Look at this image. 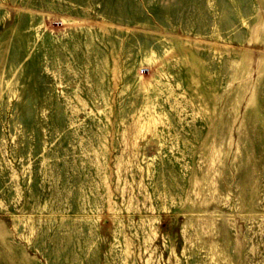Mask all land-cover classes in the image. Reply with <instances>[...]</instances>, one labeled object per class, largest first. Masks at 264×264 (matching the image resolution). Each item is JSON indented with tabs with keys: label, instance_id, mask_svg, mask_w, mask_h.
<instances>
[{
	"label": "rangeland",
	"instance_id": "obj_1",
	"mask_svg": "<svg viewBox=\"0 0 264 264\" xmlns=\"http://www.w3.org/2000/svg\"><path fill=\"white\" fill-rule=\"evenodd\" d=\"M259 12L0 0V264H264Z\"/></svg>",
	"mask_w": 264,
	"mask_h": 264
},
{
	"label": "bare ground",
	"instance_id": "obj_2",
	"mask_svg": "<svg viewBox=\"0 0 264 264\" xmlns=\"http://www.w3.org/2000/svg\"><path fill=\"white\" fill-rule=\"evenodd\" d=\"M259 4H260V12H259V14H262V13H264V0H259ZM259 29H260V32H263V36H262V38L264 39V22L262 23V25L259 27ZM256 35H257V37H256V39H258L259 38V36H258V34H257V31H256ZM262 56H264V54H262ZM263 61V60H262ZM261 61V62H262ZM258 64V63H257Z\"/></svg>",
	"mask_w": 264,
	"mask_h": 264
}]
</instances>
